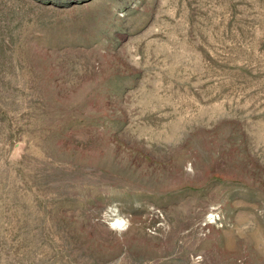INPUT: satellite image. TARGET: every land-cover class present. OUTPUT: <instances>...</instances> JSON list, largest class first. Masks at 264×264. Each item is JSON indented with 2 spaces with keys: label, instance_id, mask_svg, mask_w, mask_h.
<instances>
[{
  "label": "rangeland",
  "instance_id": "374dc122",
  "mask_svg": "<svg viewBox=\"0 0 264 264\" xmlns=\"http://www.w3.org/2000/svg\"><path fill=\"white\" fill-rule=\"evenodd\" d=\"M0 264H264V0H0Z\"/></svg>",
  "mask_w": 264,
  "mask_h": 264
}]
</instances>
